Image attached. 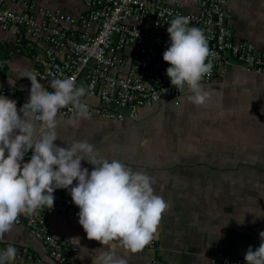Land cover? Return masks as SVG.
Segmentation results:
<instances>
[{"label": "crops", "instance_id": "1", "mask_svg": "<svg viewBox=\"0 0 264 264\" xmlns=\"http://www.w3.org/2000/svg\"><path fill=\"white\" fill-rule=\"evenodd\" d=\"M37 1L73 16L83 11L81 0ZM229 5L235 36L264 51V0H229ZM13 38V32L0 31V88L15 87L29 99L31 82L24 76L36 67L24 55H8L1 42ZM202 87L209 93L205 109L188 100L192 93L187 89L178 107L162 101L140 111L137 121L59 119L57 146L87 140L101 157L120 160L133 171L154 177L155 193L168 205L157 227L155 252L116 249L127 264H149L153 256L167 264H210L213 249L245 261L247 249L260 245L264 77L231 64L224 78ZM200 114L213 116L212 122H200ZM81 163L91 172L92 165ZM53 195L57 212L49 218L50 230L56 236H69L77 245V264H98L97 250L105 246L87 239L69 190L57 189ZM0 240L25 245L44 264H56L25 226L14 225Z\"/></svg>", "mask_w": 264, "mask_h": 264}, {"label": "built area", "instance_id": "2", "mask_svg": "<svg viewBox=\"0 0 264 264\" xmlns=\"http://www.w3.org/2000/svg\"><path fill=\"white\" fill-rule=\"evenodd\" d=\"M78 16L40 4L37 0H0V31L13 32L11 42L1 45L8 55H24L35 64V73L49 92L53 78L72 77L84 86L82 97L88 105V121H137L140 111L162 101L174 106L187 91L172 86L166 75L170 67L163 53L170 46L168 25L177 15L190 17L189 27L204 31L212 55L211 73L201 81L210 85L224 78L231 64L264 77V51L245 39H238L231 27L229 0H81ZM42 53V54H40ZM0 95L17 101L28 98L15 87L0 88ZM94 99L93 102L92 100ZM127 111L124 114L119 111ZM79 118L74 110L61 109L58 120ZM29 151L24 163L31 158ZM57 212L56 203L38 215H21L15 226H25L33 239L56 264H77L78 247L69 236H56L49 218ZM156 234L144 249L155 252ZM116 243V242H113ZM17 249L14 264H44L32 250L0 240V250ZM210 264H246L228 253L213 249ZM149 264H167L153 256Z\"/></svg>", "mask_w": 264, "mask_h": 264}, {"label": "clouds", "instance_id": "3", "mask_svg": "<svg viewBox=\"0 0 264 264\" xmlns=\"http://www.w3.org/2000/svg\"><path fill=\"white\" fill-rule=\"evenodd\" d=\"M189 23L186 15L171 20L167 28L170 46L163 60L170 65L166 75L171 85L178 90L187 86L192 93L188 100L203 104L209 93L201 81L213 68L208 59L212 53L204 31ZM38 75L24 76L31 82L30 97L19 110L17 101L0 95V238L21 215H38L45 207L51 210L54 192L65 189L79 208V224L87 239L105 246L106 250H97L98 264H127L116 249L142 251L154 239L168 205L155 193L154 177L133 171L120 160L101 157L87 140L57 146L61 109L74 110L81 119L90 118L82 100L86 89L65 77L53 78L49 92ZM29 151L31 158L24 163ZM82 161L93 166L91 172L82 167ZM259 235V247L246 251V264H264V232ZM16 258L14 246L0 250V264H13Z\"/></svg>", "mask_w": 264, "mask_h": 264}, {"label": "rangeland", "instance_id": "4", "mask_svg": "<svg viewBox=\"0 0 264 264\" xmlns=\"http://www.w3.org/2000/svg\"><path fill=\"white\" fill-rule=\"evenodd\" d=\"M204 90H206V89H204ZM207 91V90H206ZM204 104L205 103H203V104H195V105H197V106H199L198 108L199 109H205V108H203L204 107ZM195 105H194V107H195ZM207 108H210V105L207 107ZM211 108H213V109H215V107H211ZM201 115V114H200ZM199 119H200V122H205V121H207V122H212V119H213V116H211V115H201V117H199ZM197 121V120H196ZM195 121V122H196Z\"/></svg>", "mask_w": 264, "mask_h": 264}, {"label": "water", "instance_id": "5", "mask_svg": "<svg viewBox=\"0 0 264 264\" xmlns=\"http://www.w3.org/2000/svg\"><path fill=\"white\" fill-rule=\"evenodd\" d=\"M120 112L124 113V114H127V111L126 110H123V109H119ZM156 239L158 240V235L156 234Z\"/></svg>", "mask_w": 264, "mask_h": 264}, {"label": "trees", "instance_id": "6", "mask_svg": "<svg viewBox=\"0 0 264 264\" xmlns=\"http://www.w3.org/2000/svg\"><path fill=\"white\" fill-rule=\"evenodd\" d=\"M4 69H5V65H4Z\"/></svg>", "mask_w": 264, "mask_h": 264}]
</instances>
